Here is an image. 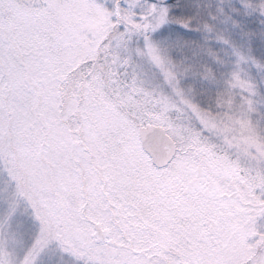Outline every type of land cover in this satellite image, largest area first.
<instances>
[{
	"label": "snow or ice",
	"instance_id": "obj_1",
	"mask_svg": "<svg viewBox=\"0 0 264 264\" xmlns=\"http://www.w3.org/2000/svg\"><path fill=\"white\" fill-rule=\"evenodd\" d=\"M0 264H264V0H0Z\"/></svg>",
	"mask_w": 264,
	"mask_h": 264
}]
</instances>
